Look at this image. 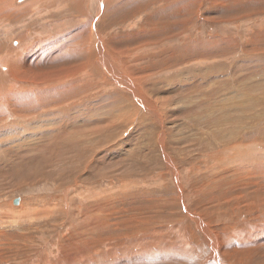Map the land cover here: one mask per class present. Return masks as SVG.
I'll list each match as a JSON object with an SVG mask.
<instances>
[{
  "label": "rangeland",
  "instance_id": "1",
  "mask_svg": "<svg viewBox=\"0 0 264 264\" xmlns=\"http://www.w3.org/2000/svg\"><path fill=\"white\" fill-rule=\"evenodd\" d=\"M31 1L0 17V264H264V0ZM82 24L111 63L68 64Z\"/></svg>",
  "mask_w": 264,
  "mask_h": 264
},
{
  "label": "bare ground",
  "instance_id": "2",
  "mask_svg": "<svg viewBox=\"0 0 264 264\" xmlns=\"http://www.w3.org/2000/svg\"><path fill=\"white\" fill-rule=\"evenodd\" d=\"M36 1H38V0H32L31 2H24V4H23V6L19 9V10H17V11H23V10H26V12H28V11H31L32 9L33 10H38V4H35L34 2H36ZM46 2H48L49 0H45ZM82 1V0H81ZM101 1V3L103 2V3H105V1L106 0H100ZM18 2V1H17ZM83 2V1H82ZM93 2V1H92ZM18 3H20V2H18ZM51 3H53L52 1H51ZM95 3V2H94ZM97 3V2H96ZM100 3V2H99ZM100 3V4H101ZM82 4V3H81ZM84 5H85V3H84ZM102 5H104V4H101V6L100 5H98L99 6V8L100 7H102ZM86 7V6H85ZM9 9L10 10H13V9H18V8H14L13 6H12V0H0V17H7V13L9 12ZM101 9V8H100ZM85 12V11H84ZM88 13V12H87ZM81 19V18H80ZM91 26V25H90ZM87 27V25H85V24H82V26H80V27H77L78 29H74V30H72L71 32H70V34H71V38H72V42H68V44H66V43H64L63 44V48H64V50L63 51H66V53H68V49L69 50H72L70 53H74L76 50H77V48L78 47H80L79 48V50H78V53L76 54V55H74L73 56V62L72 63H68V64H70V66H72L73 65V68H76V64H75V60H76V58H80V66H77V68H81V67H89V65L91 64V65H94L95 67H98V62H97V56L102 60V61H106V60H109L110 61V63H111V57H113L112 55L111 56H108L109 54H107L106 53V51H105V48H104V44H103V39H102V37L101 36H99V35H95V34H93V32H91L92 30H94V28L90 31L91 32V35H90V32H89V34H88V28H86ZM93 27V26H92ZM100 33V32H99ZM73 34V35H72ZM91 37H93L92 39H93V41H91ZM111 41L112 42H116V40H115V38L113 37V39H111ZM1 44V43H0ZM30 47V46H29ZM107 47V46H106ZM113 48V47H112ZM62 49V48H61ZM110 49V48H109ZM115 49V50H114ZM116 49H118V47H116V45L114 46V48H113V50L114 51H116ZM12 50H15V49H12ZM30 50V48H28V51ZM57 50V49H56ZM107 50V49H106ZM58 51H60V49L58 50ZM35 52V51H34ZM28 52H26V54H27ZM11 54H12V51H11ZM30 54V53H29ZM9 55H10V53H9ZM9 55H3L2 57H0V63H2V64H7L8 63V61H9ZM61 55V54H60ZM66 55V54H65ZM125 56V55H124ZM63 59L62 60V63H64V61H65V56L64 55H62V56H60V59ZM56 61V60H55ZM99 61V60H98ZM100 62V61H99ZM105 63H107V62H105ZM1 64V65H2ZM105 65V64H104ZM112 65V64H111ZM5 67H7V66H5ZM112 66H110L108 69H110ZM65 68V67H64ZM69 68H71V67H69ZM96 71V70H95ZM117 70H113V72H114V75L116 74L115 72H116ZM122 71V70H121ZM57 73V72H56ZM98 73V72H97ZM122 73V72H121ZM117 75V74H116ZM23 75H21V77H22ZM141 76V75H140ZM141 78V77H140ZM37 79V78H36ZM138 80H140V79H138ZM141 81V80H140ZM139 82V81H138ZM124 83V82H123ZM128 83H130L129 81H128ZM140 83V82H139ZM131 84L132 83H130V84H127V85H130V87H131ZM142 88H144V87H142ZM135 89V88H134ZM215 90V89H214ZM255 91H257V90H255ZM134 94L137 96V93H136V91L134 90ZM161 92V91H160ZM227 95V94H226ZM140 96V95H139ZM186 96V95H185ZM247 96H249V95H247ZM138 97V96H137ZM250 97V96H249ZM253 97V96H252ZM251 97V98H252ZM264 97V96H263ZM139 98V100L140 99H142L141 97H138ZM197 98V97H196ZM233 98V97H232ZM235 98H236V96H235ZM238 98V97H237ZM241 98V97H240ZM256 98V97H255ZM172 99H173V97H172ZM242 99V98H241ZM240 99V100H241ZM254 99V98H253ZM258 99V98H257ZM145 100V99H144ZM142 101V103L145 105V106H147L148 105V103L146 104V102L145 101ZM168 100H170L169 98H168ZM173 100H175V99H173ZM227 100V99H226ZM231 99H229V101H230ZM137 101V100H136ZM221 101V100H220ZM253 101V100H252ZM140 102V101H139ZM231 102H233V101H231ZM235 102L236 101H234V103L233 104H231V109H233L232 110V112L234 111V110H239L241 107H243V106H240V105H238V103L240 104V102H237V104H235ZM169 103V102H168ZM171 103V102H170ZM223 103H224V105H225V102H224V100H223ZM241 103H243V102H241ZM174 104V103H173ZM222 104V103H221ZM245 104V103H244ZM243 104V105H244ZM172 105V104H171ZM176 105V104H175ZM197 105V104H196ZM199 105V104H198ZM223 105V104H222ZM228 105H230V104H228ZM238 105V106H237ZM174 106V105H173ZM221 106V105H220ZM183 107V106H182ZM191 107V106H190ZM202 107V106H201ZM200 107V108H201ZM228 107H230V106H228ZM247 107V106H246ZM187 109H188V107H186ZM212 108H214V107H212ZM215 108H218V107H215ZM175 109V108H174ZM223 109H224V111L225 112H229L230 114H232V112H230L228 109H226V108H224V106H223ZM245 109V108H244ZM250 109V108H249ZM206 110V109H205ZM221 110V109H220ZM122 111V110H121ZM185 111H186V109H185ZM189 111V110H188ZM191 111V110H190ZM196 111H198V110H196ZM201 111V110H200ZM224 111H223V114H224ZM250 111V110H249ZM109 112V111H108ZM120 112V111H119ZM123 112H124V110H123ZM137 112V111H136ZM170 112V111H169ZM180 112V111H179ZM203 112V111H202ZM221 112V111H220ZM131 113V112H130ZM189 113V112H188ZM188 113H187V115H188ZM198 113V112H197ZM196 113V114H197ZM222 113V112H221ZM220 113V115H222ZM229 113H227V114H225L224 116H220L219 117V119H211L210 121H212V122H218L215 126H222V127H225L226 125H228L227 124V122H229V123H231V121L229 120L230 118H233V117H230V114ZM185 114V113H184ZM242 114H243V111H242ZM159 115V114H158ZM85 116V115H84ZM157 116V115H156ZM189 116V115H188ZM179 117V116H178ZM202 117V116H201ZM204 117V116H203ZM242 117V116H241ZM113 118V117H112ZM130 118V117H129ZM252 118V117H251ZM25 119V118H24ZM87 119V118H86ZM90 119V118H89ZM94 119V118H93ZM115 119V118H114ZM83 120V119H82ZM85 120V119H84ZM160 120H162V119H160ZM214 120V121H213ZM244 120V119H243ZM86 121H90V120H86ZM104 121V120H103ZM59 122V121H58ZM94 122V121H93ZM96 122V121H95ZM110 122H112V120L110 121ZM120 122V121H119ZM118 122V123H119ZM164 122V121H163ZM238 122V121H237ZM49 123H52V122H49ZM48 123V124H49ZM74 123V122H73ZM80 123V122H79ZM83 123V122H82ZM108 123V122H107ZM121 123V122H120ZM103 123H101V125H102ZM114 124V123H113ZM117 124V123H116ZM115 124V125H116ZM161 124V123H160ZM219 124V125H218ZM81 125V124H80ZM110 125V124H109ZM230 125V124H229ZM51 127H49V133H48V135H52V133H56V132H58V133H61V132H59L60 130H62V127H61V125H60V127H57L56 129H55V125H54V123L53 124H51L50 125ZM105 126H108V125H105ZM65 127H67V126H65ZM95 127V126H94ZM93 127V128H94ZM111 127H112V125H111ZM211 127H212V125H211ZM75 128H77V126H75ZM97 128H99V127H97ZM96 128V129H97ZM109 128V127H108ZM220 128V127H219ZM218 128V129H219ZM85 129H86V127H85ZM100 129V128H99ZM117 129V128H116ZM107 130V129H106ZM86 130H84V132H85ZM88 131V130H87ZM94 131V130H93ZM92 131V132H93ZM99 131V130H98ZM108 131V130H107ZM219 131V130H218ZM64 132V131H63ZM67 132V131H66ZM71 132V131H70ZM101 132V131H100ZM99 132V133H100ZM231 132V131H230ZM245 132V131H244ZM21 133V132H20ZM78 133V132H77ZM86 133L87 132H85V134L84 135H86ZM89 133V132H88ZM14 134V133H13ZM211 134H212V137H215V136H218V133L216 132V130H213L212 132H211ZM71 135V134H70ZM95 135V134H94ZM93 135V136H94ZM92 136V135H91ZM220 136V138L221 137H226V136H222V134L221 135H219ZM218 136V137H219ZM244 136V135H243ZM73 137V136H72ZM101 137V136H100ZM160 137V136H159ZM217 137V138H218ZM247 137V136H246ZM216 138V137H215ZM220 138H218L217 139V141L220 139ZM229 138V137H228ZM86 139V138H85ZM91 139V138H90ZM89 139V140H90ZM98 139V138H97ZM162 139H163V137H162ZM199 139V138H198ZM225 139V138H224ZM234 139V138H233ZM189 140V139H188ZM188 140H186V141H188ZM206 140V139H205ZM88 141V140H87ZM159 141H160V139H159ZM222 141V140H221ZM220 141V142H221ZM92 142V141H91ZM90 142V143H91ZM223 143H224V140L222 141ZM221 142V143H222ZM83 143V142H82ZM207 143H209V142H207ZM228 143V142H227ZM237 143H239V142H237ZM86 144V143H85ZM160 144H161V142H160ZM242 145V144H241ZM89 147V146H88ZM91 147H92V145H91ZM172 147V146H171ZM227 147V146H226ZM223 149V148H222ZM238 149V148H237ZM225 150V149H224ZM209 153V152H208ZM214 156V155H213ZM92 157V156H91ZM168 157V156H167ZM215 157V156H214ZM172 158L173 157H168V161H169V165H172V164H170L171 162H173V160H172ZM215 158H217V156L215 157ZM58 160V159H57ZM73 163V162H72ZM75 163V162H74ZM175 164V163H174ZM256 164V163H255ZM176 166V165H175ZM174 166V167H175ZM176 168V167H175ZM172 169L173 171H174V176H175V179L177 180V184H179V182H178V180H179V173H178V171L176 170V169ZM16 199H18V198H16ZM63 199V198H62ZM66 202V201H65ZM15 203V202H14ZM23 204V203H22ZM22 206V205H21ZM24 207V206H23ZM19 209V208H18ZM23 209V208H22ZM204 227V231L208 234V230H206V227L205 226H203ZM254 236V235H253ZM208 237H209V239H210V236H209V234H208ZM154 240V239H153ZM210 241L211 242H213L212 241V239H210ZM151 242V241H150ZM155 242V241H154ZM153 242V243H154ZM143 243V242H142ZM141 243V244H142ZM149 243V242H148ZM147 243V244H148ZM214 243H215V241H214ZM214 243H213V245L212 246H214ZM140 244V245H141ZM149 245V244H148ZM151 245L152 244H150L149 246L151 247ZM144 247H145V245H143ZM148 246V247H149ZM142 247V246H141ZM216 247V246H215ZM77 249V248H76ZM83 250V249H82ZM84 251V250H83ZM82 251V252H83ZM81 252V253H82ZM85 252V251H84ZM86 253V252H85ZM67 254V253H66ZM69 254L70 253H68V256H69ZM104 255V254H103ZM79 258L78 259H80V258H83V259H85V256L84 255H81V254H79V256H78ZM64 258H66V257H64ZM68 258V257H67ZM51 260V259H50ZM67 260V259H66ZM70 260V259H69ZM69 260H67V264H69L68 263V261ZM74 260H76L75 258H74ZM73 260V261H74ZM72 261V262H73ZM78 261V260H77ZM76 261V262H77ZM92 261V260H91ZM101 261H102V259H101ZM70 262V261H69ZM75 262V261H74ZM73 262V263H74ZM104 262V261H103ZM78 263V262H77ZM76 263V264H77ZM70 264H72L71 262H70ZM75 264V263H74Z\"/></svg>",
  "mask_w": 264,
  "mask_h": 264
},
{
  "label": "water",
  "instance_id": "3",
  "mask_svg": "<svg viewBox=\"0 0 264 264\" xmlns=\"http://www.w3.org/2000/svg\"><path fill=\"white\" fill-rule=\"evenodd\" d=\"M15 203H17V204L19 203V198L15 200Z\"/></svg>",
  "mask_w": 264,
  "mask_h": 264
}]
</instances>
